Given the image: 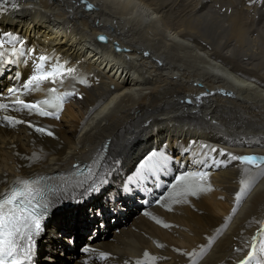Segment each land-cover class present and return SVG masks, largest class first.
I'll list each match as a JSON object with an SVG mask.
<instances>
[{
    "label": "bare ground",
    "instance_id": "obj_1",
    "mask_svg": "<svg viewBox=\"0 0 264 264\" xmlns=\"http://www.w3.org/2000/svg\"><path fill=\"white\" fill-rule=\"evenodd\" d=\"M257 3L264 8V0H0V39L19 37L23 44L15 46L27 56L16 89L24 91L42 55L50 57L45 70L61 63L77 77L62 86L45 81L39 91L21 96L33 103L48 99L49 89H58L55 95L72 92L58 112L45 106L59 118L27 109L0 118V193L19 178L44 180L43 173L89 160L107 139V164L119 163L123 182L131 186L121 182L118 190L104 192L103 173L89 187L98 196H78L57 216L55 199L36 239V264L79 259L71 247L80 243L88 249L79 264H134L144 249L155 258L151 264H241L253 250V237L259 248L264 175L237 203L233 191L245 169L228 162L229 169L216 172L207 158L214 156L202 143L251 136L264 148V9H256ZM99 35L108 37L106 44ZM112 43L124 52L115 53ZM163 143L175 159L206 167L200 172L206 178L196 180L203 189L197 195H177L182 188L174 186L188 174L163 157ZM223 146L232 150L229 142ZM249 151L237 148L240 155ZM104 193L119 208L104 219L89 216L91 207L106 203ZM152 197L160 202L144 207ZM122 206L125 222L115 231L110 224ZM54 220L61 225H52ZM102 227L100 239L95 235ZM67 229L64 243L58 233ZM47 243L51 247L44 250ZM253 256L252 264H264V254Z\"/></svg>",
    "mask_w": 264,
    "mask_h": 264
},
{
    "label": "snow or ice",
    "instance_id": "obj_2",
    "mask_svg": "<svg viewBox=\"0 0 264 264\" xmlns=\"http://www.w3.org/2000/svg\"><path fill=\"white\" fill-rule=\"evenodd\" d=\"M91 7V5H88ZM100 39H104L101 37ZM23 44V41L19 37L9 34L5 39H0V63L9 62V57H16L20 55H25L23 47L17 48L15 45ZM10 45V47H5V45ZM50 61V57L40 56L38 58V63L35 64L33 69V74L24 83L23 90L21 91L16 88H9L8 93L10 103L12 105H19L20 107H14L12 110L23 111L25 109L29 110V114L35 110L37 114L44 115H56L58 114L50 113L45 109L47 108L56 109L57 112L61 109L62 103L67 97L71 96L73 93L64 92L60 95H55L58 89H49L48 99L36 101L33 103H26L21 99V96L26 94L27 91H39L41 83L48 81L55 84L59 81L62 86L66 79L76 80V70L73 68H65L64 64L56 63L50 64L48 69L45 70L44 65ZM83 82V81H79ZM32 85H35L32 88ZM19 93V94H17ZM15 96V100H11V97ZM9 104L0 103V109L8 110ZM9 123H21L22 121H13L11 117H4ZM30 127L32 125H29ZM36 131L44 132L45 129L37 128ZM51 135V133H47ZM215 151V149H213ZM220 155H225L223 152ZM151 159V158H149ZM230 160H239L241 164H256L258 158L252 156L236 157L229 155ZM264 160V158H260ZM259 167V165H256ZM206 178V174L200 173H190L188 175L182 176L178 179L177 185L174 187H181L182 193H177V195H197L198 191L203 189L196 183L197 179L203 180ZM34 181H17V187H14L11 191L0 194V264H23V261L29 257V254L34 246V236L38 235L42 230L41 221L45 215V210L47 205L39 204L36 196V188ZM210 190V189H209ZM246 189L241 187L240 193L235 197L237 203L242 199L243 194ZM236 208H233V214ZM159 223V221H158ZM167 227V225H163ZM261 237H264V224L260 226ZM256 237H253L252 246L253 250L250 251L246 260L241 261V264H252L254 259L253 253L259 252L264 254V239H261L259 248L255 244ZM145 257L148 256L147 253L144 254ZM191 255V254H190ZM101 258H106L105 254H101ZM155 259V258H153ZM140 264V262H137Z\"/></svg>",
    "mask_w": 264,
    "mask_h": 264
},
{
    "label": "rangeland",
    "instance_id": "obj_3",
    "mask_svg": "<svg viewBox=\"0 0 264 264\" xmlns=\"http://www.w3.org/2000/svg\"><path fill=\"white\" fill-rule=\"evenodd\" d=\"M229 1V0H228ZM223 11H225V8H223L222 9ZM230 11H232V12H237V8H232L231 10H229V12ZM238 14H240V11H239V9H238ZM259 19V15L257 16H255V20H258ZM254 128H256V127H254ZM260 140H262V141H264V139L263 138H260ZM261 141V142H262ZM258 142L260 143V141L258 140ZM172 164H174V163H172ZM122 180H126L124 177H122ZM105 206H106V203L101 207V208H98V207H91L89 210H88V214H89V216H96V217H98V218H103L104 219V216H106L107 214H109V212H111L112 210H105ZM103 227H104V224H103ZM103 227L102 228H99L98 230H97V233H96V237H98V238H100L101 239V233H100V231L103 229ZM117 228L119 227L118 225L116 226ZM71 228L73 229V230H75V227H72L71 226ZM79 228V227H78ZM77 228V229H78ZM76 232V231H75ZM90 234V236H92L91 235V233H90V231H88V233H87V235H89ZM85 235V234H84ZM83 235V236H84ZM87 235H85L84 236V238L86 239L87 237ZM110 234L108 233V236H109ZM107 236V237H108ZM75 240L77 239L76 238V236L74 237V236H72ZM79 237V236H78ZM87 241H90V239L89 240H87ZM78 245H80V247L82 246V243H80V244H78ZM44 251H43V253H42V256L41 257H44Z\"/></svg>",
    "mask_w": 264,
    "mask_h": 264
}]
</instances>
